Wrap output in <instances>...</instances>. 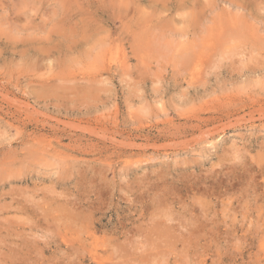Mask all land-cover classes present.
Segmentation results:
<instances>
[{
    "label": "rangeland",
    "instance_id": "rangeland-1",
    "mask_svg": "<svg viewBox=\"0 0 264 264\" xmlns=\"http://www.w3.org/2000/svg\"><path fill=\"white\" fill-rule=\"evenodd\" d=\"M0 264H264V0H0Z\"/></svg>",
    "mask_w": 264,
    "mask_h": 264
},
{
    "label": "bare ground",
    "instance_id": "bare-ground-1",
    "mask_svg": "<svg viewBox=\"0 0 264 264\" xmlns=\"http://www.w3.org/2000/svg\"><path fill=\"white\" fill-rule=\"evenodd\" d=\"M199 24V23H198ZM247 34V33H246ZM231 39V38H230ZM257 40V39H256ZM230 41V40H229ZM235 49V48H234ZM250 51V50H249ZM233 116V115H232ZM145 246V245H144Z\"/></svg>",
    "mask_w": 264,
    "mask_h": 264
}]
</instances>
